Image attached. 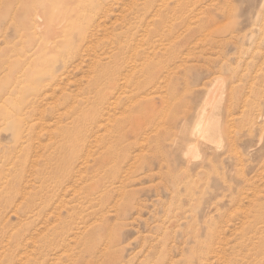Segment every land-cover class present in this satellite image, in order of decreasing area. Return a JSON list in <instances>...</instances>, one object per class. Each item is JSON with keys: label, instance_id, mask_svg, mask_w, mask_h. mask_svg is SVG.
<instances>
[{"label": "rangeland", "instance_id": "374dc122", "mask_svg": "<svg viewBox=\"0 0 264 264\" xmlns=\"http://www.w3.org/2000/svg\"><path fill=\"white\" fill-rule=\"evenodd\" d=\"M70 7L0 0V264H264V0Z\"/></svg>", "mask_w": 264, "mask_h": 264}, {"label": "bare ground", "instance_id": "6f19581e", "mask_svg": "<svg viewBox=\"0 0 264 264\" xmlns=\"http://www.w3.org/2000/svg\"><path fill=\"white\" fill-rule=\"evenodd\" d=\"M64 2L65 3V7H66V12L68 11H72L75 12V8H71L70 5H73L76 3V0H42V3L44 5L45 10L48 11V7H53L55 6L56 2ZM79 1V0H77ZM55 2V3H54ZM59 11V10H58ZM35 12L37 13V10H35ZM52 12V11H51ZM57 20H62L61 19V14L58 17H54L50 16L48 17V15L46 13H41V14H34L33 16H31V23H32V27L33 31H34V35H39V41L35 42L34 46L38 45L39 46V52L46 54L49 53L47 51V47L49 44L53 43L54 39H56L58 36H60L61 33H63L65 30V26H63L61 23H59ZM134 29V28H133ZM32 30V29H30ZM148 31V30H147ZM146 31V32H147ZM131 35V34H130ZM29 51H30V47ZM35 48V47H34ZM49 49V48H48ZM51 49V48H50ZM37 52V51H36ZM36 53H34V51L32 52V54L30 56H28V59H32L33 57H35ZM216 90V89H215ZM213 92V91H212ZM110 94V93H109ZM211 94V93H210ZM218 94V93H217ZM107 95V93H106ZM106 95H102L100 96L99 100L104 101ZM213 95V94H212ZM210 96V95H209ZM215 97V95H214ZM208 100V99H207ZM215 100V98H214ZM211 101V99H210ZM216 101V100H215ZM207 102V101H206ZM209 102V101H208ZM210 103V102H209ZM206 104V105H209ZM111 105V104H110ZM202 105V104H201ZM113 106V105H112ZM211 106V105H210ZM213 106V105H212ZM202 107V106H201ZM200 107V108H201ZM207 107V106H204ZM201 108V110L198 113V121L197 123L194 124V126L189 129V136H188V144H189V151L193 150L194 148H196L195 146V142H200L204 145H208L209 143H211V138H209L208 136V120L207 122H201L200 119L202 120V117L205 115V108ZM211 108V107H210ZM8 109V108H7ZM208 109V108H207ZM15 111V110H14ZM209 112V111H208ZM207 114V113H206ZM13 115V114H12ZM15 115V114H14ZM22 116V115H21ZM187 116V115H186ZM11 117V116H10ZM17 117V116H16ZM19 119V118H18ZM25 119V118H24ZM196 119V118H195ZM196 119V120H197ZM205 120V119H204ZM20 122V120H19ZM161 122V121H160ZM163 123V122H162ZM166 123V122H165ZM164 123V125H165ZM194 123V122H193ZM159 124V123H158ZM169 124V123H168ZM182 125V124H181ZM211 124H209L210 126ZM22 126V122L18 123V130L21 129ZM163 126V125H162ZM214 126V125H213ZM164 127V126H163ZM129 128V127H128ZM215 128V127H214ZM23 130V129H22ZM90 132V131H89ZM180 132V131H179ZM195 141V142H194ZM183 142V141H182ZM187 145V144H186ZM205 146V147H206ZM207 148V147H206ZM206 150V149H205ZM210 151V150H209ZM195 153V152H194ZM188 154V153H187ZM192 154V153H191ZM186 156V155H185ZM190 158V156H189ZM188 159V157H187ZM190 160V159H189ZM164 232V231H163ZM160 261V260H159ZM161 262V261H160Z\"/></svg>", "mask_w": 264, "mask_h": 264}]
</instances>
